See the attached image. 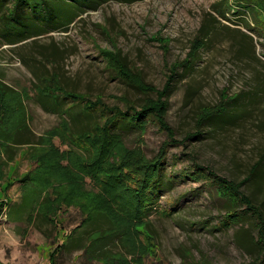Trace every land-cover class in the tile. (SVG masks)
Returning <instances> with one entry per match:
<instances>
[{
  "label": "rangeland",
  "instance_id": "rangeland-1",
  "mask_svg": "<svg viewBox=\"0 0 264 264\" xmlns=\"http://www.w3.org/2000/svg\"><path fill=\"white\" fill-rule=\"evenodd\" d=\"M219 1L103 0L97 9L81 7L82 14L70 25L51 23L49 27H58L16 44L7 43L0 33V79L16 90L6 102H19L39 138L64 122L60 114L40 103L39 81L25 63L30 56L41 58L44 52L55 58L50 66L61 73L69 89L125 106L123 96L140 101L147 95L118 76L102 50L121 54L133 72L154 87L149 93L154 97L166 85L174 64L182 67L179 62L196 52L195 70L181 76L171 96L168 121L181 139L196 131V113L202 106L223 103L225 93H242L245 104L240 121L207 126L201 141H191L200 162L241 179L264 155V36L247 27L246 19L253 24L250 12H230L228 18L215 13L219 20H214L210 13ZM206 22L208 32L202 30ZM203 35L208 38L206 44L201 41ZM60 127L66 130V125ZM142 128L125 125L114 130L123 135L125 149L154 158L169 139L168 133L153 122ZM5 129L10 131L11 124ZM45 136L39 148L20 146L12 164L4 162L0 152V201L8 204L0 213V264H50L51 251L59 248L57 264L106 260L109 264H256V247L246 250L237 242L239 225H218L227 202L216 186L187 175L192 169L187 149L169 147L163 190L148 215L130 221L121 207L127 197L120 195L109 203L90 171L92 162H69L75 156L87 160L94 152L65 143L60 135ZM52 146L69 153L66 161L54 159ZM102 178H107V172ZM93 202L100 207H93ZM33 206L34 222L29 217ZM98 208L110 209L118 218L127 252L112 244L119 252L94 260L93 245L89 256L84 249L74 248L75 240L69 238L79 236L85 217ZM252 233H258L255 226Z\"/></svg>",
  "mask_w": 264,
  "mask_h": 264
},
{
  "label": "trees",
  "instance_id": "trees-1",
  "mask_svg": "<svg viewBox=\"0 0 264 264\" xmlns=\"http://www.w3.org/2000/svg\"><path fill=\"white\" fill-rule=\"evenodd\" d=\"M101 1L103 0H0V33L5 36L7 43L16 44L58 27L55 24L49 27L51 23L58 21L59 25H70L82 14L81 7L97 9ZM230 12L234 14L250 12L253 24L246 19L247 27L250 30H258V33L264 36V0H221L215 3L214 12L210 15L214 20H219L215 13L228 18ZM209 28L206 22L202 30L208 32ZM207 40V36L203 35L201 41L206 44ZM102 51L109 56L108 60L117 71H115L117 75L144 92L146 97L135 101L123 96L121 99L125 106L111 105L101 95L94 99L86 93L69 89L61 73L51 67L56 59H51L46 53L41 52L43 55L41 58L30 56L25 59V63L39 81L36 86L41 88L40 103L47 111L63 117L64 123L48 132L50 138L60 135L65 143L70 142L76 147L80 144L85 150L94 152L95 156L92 158L83 160L75 156L73 159L70 158L69 162H92L90 171L108 195V202L116 201L120 195L127 197L121 207L130 221L142 214L148 215L149 208L163 190L169 147L176 145L187 149L188 159L192 162V169L186 171L187 175L207 179L216 186L219 195L226 199V210L218 225L223 227L239 225L236 231L238 244L246 250L256 247L258 256L255 263L264 264V199L261 197L264 188V155L250 168L245 177L238 179L222 175L211 166L200 162L195 142H191L194 139L196 142L201 141L206 135L207 126L223 127L240 121L245 104L243 94L237 93L232 96L225 93L223 103L202 106L196 113V131L188 132L179 139L176 130L168 121L170 99L181 76L195 70L194 64L198 57L196 52L190 54L185 62H179L182 67L174 64L166 85L157 89L154 97L149 94L154 92V87L146 83L140 74L134 73L121 54ZM179 67L182 70L180 72ZM15 94L16 90L0 79V152L2 151V155L5 156L4 162H14L20 146L36 145L39 148L44 145L47 140L45 135H48L38 138L30 126V117L23 108H20L19 102L12 104L6 102L8 95ZM147 122H153L166 131L169 138L159 153L149 159L137 155L140 153L139 150L136 152L125 149L123 135L114 130L125 125L143 129ZM7 123L11 124L10 131L5 129ZM62 124L66 125L65 131L60 127ZM52 149L55 160L66 161L68 152H61L55 146H52ZM135 154L137 156L133 158ZM104 172H107L106 179L102 178ZM7 205L4 200L0 201V213ZM92 206L100 207L99 202H93ZM172 212L173 209L169 210L168 215ZM29 217L35 221L34 206ZM44 217L49 220L46 215ZM83 221L86 224L84 228L79 229V236L69 238L71 241L75 240L74 248L84 249L89 256L90 246L93 245L91 258L94 260L108 258L110 252H119L110 247L112 244H117L128 251L126 235L118 229L119 220L110 209L98 208ZM254 226L258 230L256 235L252 233ZM110 230L114 233L109 234ZM98 231L100 233L95 237L94 233ZM58 251H61V248L51 251L50 264H57ZM101 264L109 263L106 260ZM115 264H121V261Z\"/></svg>",
  "mask_w": 264,
  "mask_h": 264
},
{
  "label": "crops",
  "instance_id": "crops-1",
  "mask_svg": "<svg viewBox=\"0 0 264 264\" xmlns=\"http://www.w3.org/2000/svg\"><path fill=\"white\" fill-rule=\"evenodd\" d=\"M17 158H18V157H17ZM16 160H17V159H16ZM16 160H15V161H16ZM9 163H11V164H12L13 162H9Z\"/></svg>",
  "mask_w": 264,
  "mask_h": 264
}]
</instances>
